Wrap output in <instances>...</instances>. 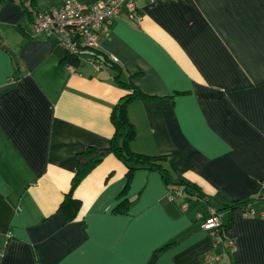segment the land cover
<instances>
[{
    "label": "crops",
    "instance_id": "0c3cea01",
    "mask_svg": "<svg viewBox=\"0 0 264 264\" xmlns=\"http://www.w3.org/2000/svg\"><path fill=\"white\" fill-rule=\"evenodd\" d=\"M64 1L35 0L34 9ZM136 7L99 40L116 69L81 63L75 73L19 2L0 7V264H207L205 252H227L195 220L200 202L183 211L158 171L128 180L112 154L75 187L76 217L58 211L80 152L109 146L127 85L145 97L126 105L134 153L165 157L170 181L196 185L216 208L261 195L264 0ZM221 219L234 247L217 264H264V218L236 209Z\"/></svg>",
    "mask_w": 264,
    "mask_h": 264
},
{
    "label": "built area",
    "instance_id": "2783aa9c",
    "mask_svg": "<svg viewBox=\"0 0 264 264\" xmlns=\"http://www.w3.org/2000/svg\"><path fill=\"white\" fill-rule=\"evenodd\" d=\"M137 1L139 0H94L91 4H82L75 0H67L57 7L37 11L31 24L32 30L34 34L53 36L62 47L65 56L77 59L80 64H91L97 70L102 62L94 58L92 53L97 49L99 40L108 34L115 19L122 12L128 16L136 14ZM107 58L115 61L113 56ZM65 68L73 73L77 71L71 64H67ZM260 191L264 196L263 181L260 182ZM166 196L169 201H177L183 211L192 201L196 200L203 204L206 199L202 197L197 200L195 195L188 196L181 189L168 190ZM238 211L243 217L264 218V209H257L252 203L240 207ZM221 218L222 214L210 206H205L204 210H198L195 214V220L200 223L203 230L209 231L215 244L225 243L226 254L232 250L234 242L226 237V232L221 231ZM223 255L205 252L202 258L207 264H217L221 262Z\"/></svg>",
    "mask_w": 264,
    "mask_h": 264
},
{
    "label": "trees",
    "instance_id": "16d2710c",
    "mask_svg": "<svg viewBox=\"0 0 264 264\" xmlns=\"http://www.w3.org/2000/svg\"><path fill=\"white\" fill-rule=\"evenodd\" d=\"M8 1L19 2L23 6L24 11L30 15L31 21H33V17L36 14V11L34 9L35 0H0V7ZM92 55L103 64L116 69L113 62L108 60L106 56L101 55L97 51V49L92 53ZM62 63L64 66H66L67 64H71L76 68L80 65L77 59L70 56H65ZM127 86L131 89V92L122 97L120 101L114 106L111 112L110 120L113 125L114 132L112 137L110 138L109 146L106 149L86 147L79 154L80 161L77 171L71 180L69 191L64 195V198L58 207V211L63 214L64 218L67 221H71L76 217L80 207L79 200L75 199L72 195L75 187L97 164L101 162V160L107 154L114 155L117 159L124 163V165L127 167L128 180L134 170L139 168H147L150 170L158 171L162 175L164 180L170 183V186L168 187L169 190L181 189L188 196L195 195L197 200L205 197V202L203 204L201 203L202 208L200 210H204L205 206H210L215 208L217 212H220L222 216L224 214L228 217H231L232 213L236 209H239L240 207H243L248 203L254 204L257 209H264V196L262 195L247 201H236L232 204L223 205L222 207L216 208L209 203L208 197L196 185H190L183 182L172 183L169 179L168 171L163 164L165 157L147 156L134 153L130 148V144L134 140L135 130L133 125L128 120L126 114V105L129 101L137 98L144 99L145 97L137 89L131 87V85ZM195 202L198 201L195 200ZM120 206L121 204L116 209H120ZM228 227L229 224L222 222L221 231L227 232ZM230 264H233V262H230Z\"/></svg>",
    "mask_w": 264,
    "mask_h": 264
}]
</instances>
